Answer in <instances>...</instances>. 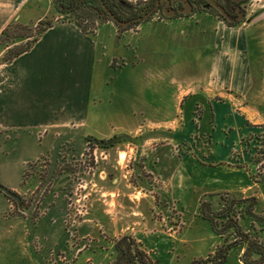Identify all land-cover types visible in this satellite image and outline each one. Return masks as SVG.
Masks as SVG:
<instances>
[{"label": "rangeland", "instance_id": "1", "mask_svg": "<svg viewBox=\"0 0 264 264\" xmlns=\"http://www.w3.org/2000/svg\"><path fill=\"white\" fill-rule=\"evenodd\" d=\"M25 8L9 22L13 24L8 38L0 41L2 81L7 73L4 69L20 57L7 61L5 46L16 40L25 47L36 38L33 48L48 30L39 36L48 23L76 25L79 21L87 30L81 32L95 39L100 31L107 30L102 27L109 25L111 30L104 33L105 44L98 55L99 69L89 96L86 122H61L37 129L0 126V185L20 200L18 204L0 190L5 207L0 221L5 217L10 220L8 225L16 228L25 223L29 233L37 227L32 247L36 252L43 251L47 261L57 260L60 264H73L84 250L90 254L103 251L118 237H134V233L156 253L158 264H192L208 255L219 240L201 215V202L207 200L218 207V199L211 195L222 165L244 168L255 177L257 166L252 155L254 147L259 146L255 136L262 131L260 120L251 118V122L237 124L219 110L215 118L203 98L205 91L196 90L195 96L184 94L187 90H178L179 80L169 72H162L160 79L150 77L155 68L150 66L146 50L141 52L136 41L138 33L144 26L140 38L146 39L150 30L147 23L170 18L154 16L140 25L120 27L108 19L62 13L54 0H33ZM114 9L120 16H128L123 4ZM202 13L207 10L180 17H199ZM254 17L248 22L240 18L236 26L245 27ZM41 21L43 24L38 26ZM263 46L261 43L260 50L264 51ZM193 52L187 51L189 55ZM251 60L257 81L245 97L231 96L237 113H244L245 108L264 113V106L259 105L264 102V89L259 87L262 68L258 64L264 58ZM160 80L174 81L163 86ZM181 93L175 121H151L157 117L155 114L173 110ZM227 93H210L217 108H226L223 103ZM124 112L128 114L122 116ZM119 134L129 139L108 148H100L91 140L107 141ZM186 156L189 176L184 172L186 177L179 185L173 177ZM191 162L203 167V172ZM192 172L200 175L199 180L190 177ZM30 178L35 181L28 186ZM255 190L264 198V188ZM261 202L258 208L263 210L264 200ZM18 255L19 251L16 254L2 249L0 262ZM241 256L239 250L231 251L226 264H243Z\"/></svg>", "mask_w": 264, "mask_h": 264}, {"label": "crops", "instance_id": "2", "mask_svg": "<svg viewBox=\"0 0 264 264\" xmlns=\"http://www.w3.org/2000/svg\"><path fill=\"white\" fill-rule=\"evenodd\" d=\"M128 1L135 3L145 0ZM32 2L33 0H0V24H3L0 32ZM35 4L38 5V2ZM256 11L253 20L245 27L227 26L208 13H202L199 17L193 14L188 18L177 17L147 23V27L150 28L147 38H140L143 26L136 41L142 49L141 52L146 50L151 60L150 66L155 68L154 73L149 72L153 74L150 77L160 79L162 72L174 74L179 80L178 90H187L184 94L191 92L192 96H195L193 93L196 90L205 91L203 98L211 106L215 118L219 110L222 115L226 114L228 120L231 119L237 124L251 122V118L259 119L261 128L264 125V113L250 108H245L244 113H237L231 98L232 95L245 97L249 94L257 81L251 58L259 57L261 61L264 58V54L260 53L264 52L260 50L261 43H264V7ZM106 26L108 27L102 28L110 31L109 25ZM107 30L100 31L95 39L83 34L72 23L54 24L30 52L20 56L10 67H6L4 70L7 71V77L5 76L3 81L0 79L1 128L37 129L58 125L61 122H86L89 96L99 69L98 55L105 44L103 40ZM188 49L195 50V53L189 55ZM258 64L262 68L259 87L264 89V62ZM157 75L159 76L156 77ZM173 81L166 83L160 80L159 84L165 86L173 84ZM223 90L229 92L225 94L223 103L226 108H217L210 93ZM181 96L182 93L177 95L178 101L173 110L157 113L155 114L157 117L151 121L165 124L175 121L179 114ZM259 105L264 106V102ZM126 114L128 113L124 112L122 116ZM188 160L189 156H186L173 177L175 181H179V185L182 178L186 177L184 172L189 176L185 166ZM191 164L199 170L198 172H203V167L194 162ZM218 169L221 172L219 170L213 183L214 194L230 193L239 199L255 197L258 207H262L261 201L264 198L258 193L255 194V187L260 186L244 168L227 165L225 168L222 165ZM199 176L195 172L190 175L197 180ZM29 180L28 186L35 181L33 178ZM4 208V202L0 197V213ZM9 221L5 217L0 221V250H13L16 254L19 251V255L16 258H6L0 264H60L57 260L47 261L43 251L36 252L32 247L34 235L39 232L37 227L29 233L25 223L24 226L16 228L9 226ZM250 222L247 220V225ZM51 228L49 227V230ZM133 235L151 258L158 261L155 259L156 253L146 247L144 239L136 233ZM42 248L45 250L46 247ZM244 249L245 247L238 249L240 255ZM113 252V244H107L103 251L98 250L94 254H90L86 249L78 255L73 264L83 262L111 264L114 260Z\"/></svg>", "mask_w": 264, "mask_h": 264}, {"label": "trees", "instance_id": "3", "mask_svg": "<svg viewBox=\"0 0 264 264\" xmlns=\"http://www.w3.org/2000/svg\"><path fill=\"white\" fill-rule=\"evenodd\" d=\"M66 1L70 2V4H75V9H62L57 4V0H54L57 9L62 13L77 15L82 18L92 17L93 19L94 17V19H108L109 21H113L109 15H105L106 17L104 18L103 15H100L99 0ZM104 2L122 21H128L142 15L144 13V7L148 4V0L137 1L135 3L129 2L128 0H104ZM120 4L126 7L128 16L122 17L113 9L116 6H120ZM207 13L218 18L227 26L234 27L237 25V23L227 22L219 11L210 9ZM149 20L140 21L133 25H140ZM12 24H9L2 30L0 33V41L8 38ZM42 24L41 21L38 23V26ZM75 24L83 33H87V30L79 21H75ZM51 27V23L46 24L40 30L39 36ZM37 40L35 38L30 44H26L25 47L18 45L19 42L16 40L10 41L5 46L7 49V61L10 62L28 52ZM261 129V133L255 136V139L259 142V146L254 147L252 161L257 166L256 175L253 180L256 184L264 188V125L261 126ZM124 141L126 140L122 142ZM96 145L100 148H108V145ZM211 197L218 199V207L204 200L201 202L200 212L203 218L210 222L213 232L219 239V243L208 255L193 261L192 264H226L230 252L242 247H245L241 256L243 264H264V209L260 210L258 208L257 200L255 198L239 199L230 193L212 194ZM247 220L251 221L249 225H247ZM113 243L114 260L112 264H158L143 249L142 244L131 235H122L114 240Z\"/></svg>", "mask_w": 264, "mask_h": 264}, {"label": "flooded vegetation", "instance_id": "4", "mask_svg": "<svg viewBox=\"0 0 264 264\" xmlns=\"http://www.w3.org/2000/svg\"><path fill=\"white\" fill-rule=\"evenodd\" d=\"M248 1L249 0H148V4L144 7V11H143L144 13L134 18L143 17L144 15L148 14L151 11L152 14L148 19H152L154 16H157L158 18L160 17L177 18L186 14L193 13L199 9L207 10V11L213 9L219 11V13L223 15L222 17L227 22L238 23V20L240 18L245 17L244 7L248 3ZM99 2H100L99 4L100 15H103L104 18L106 17L105 15H109L108 12L111 10L104 2V0H99ZM103 3L105 4L107 9H105ZM57 4L60 5L62 9H71V8L75 9L76 6L75 4L72 3L70 4V2H67L66 0H57ZM185 11H190V12H185Z\"/></svg>", "mask_w": 264, "mask_h": 264}, {"label": "water", "instance_id": "5", "mask_svg": "<svg viewBox=\"0 0 264 264\" xmlns=\"http://www.w3.org/2000/svg\"><path fill=\"white\" fill-rule=\"evenodd\" d=\"M105 9L106 6L105 4L103 3ZM185 12H190V11H185ZM109 13V16L111 17V19L120 27H126V26H130V25H133L137 22H140V21H144V20H147L150 15L152 14V11L149 12L148 14L144 15L143 17H139V18H134L132 20H129V21H122L120 19H118L111 11L108 12ZM124 139H129V137L125 134H119L117 136H114L112 137L111 139L107 140V141H101V140H97V139H94L92 138L91 140L96 143V144H99V145H108V146H111L113 145L115 142L117 141H120V140H124ZM0 190L7 196L15 199V201L19 204L20 203V200H19V197H17L16 195H14L12 192H10L8 189H6L5 187L1 186L0 185Z\"/></svg>", "mask_w": 264, "mask_h": 264}, {"label": "built area", "instance_id": "6", "mask_svg": "<svg viewBox=\"0 0 264 264\" xmlns=\"http://www.w3.org/2000/svg\"><path fill=\"white\" fill-rule=\"evenodd\" d=\"M263 7H264V0H249L244 7L245 17L243 19H245V22L250 21V18L253 17L257 12L256 10L258 8H263ZM249 10L250 13L248 12Z\"/></svg>", "mask_w": 264, "mask_h": 264}]
</instances>
